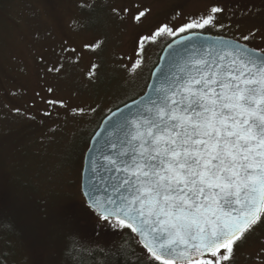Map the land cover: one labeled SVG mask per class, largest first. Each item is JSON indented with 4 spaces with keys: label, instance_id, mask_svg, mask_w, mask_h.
Instances as JSON below:
<instances>
[{
    "label": "rangeland",
    "instance_id": "374dc122",
    "mask_svg": "<svg viewBox=\"0 0 264 264\" xmlns=\"http://www.w3.org/2000/svg\"><path fill=\"white\" fill-rule=\"evenodd\" d=\"M186 32L264 53V0H0V264H73V244L96 236L108 259L132 245L153 261L123 222L88 208L83 158L103 118L144 93L163 48ZM219 264H264V223Z\"/></svg>",
    "mask_w": 264,
    "mask_h": 264
},
{
    "label": "snow or ice",
    "instance_id": "6c2138e0",
    "mask_svg": "<svg viewBox=\"0 0 264 264\" xmlns=\"http://www.w3.org/2000/svg\"><path fill=\"white\" fill-rule=\"evenodd\" d=\"M209 64L135 124L120 168L128 194L110 214L150 237L144 246L158 260L203 248L227 261L264 208V63Z\"/></svg>",
    "mask_w": 264,
    "mask_h": 264
},
{
    "label": "water",
    "instance_id": "95a60500",
    "mask_svg": "<svg viewBox=\"0 0 264 264\" xmlns=\"http://www.w3.org/2000/svg\"><path fill=\"white\" fill-rule=\"evenodd\" d=\"M221 56L224 57L223 61L220 60ZM204 60L210 62L209 66L229 62L248 64L250 61L259 65L264 63V53L231 38L203 33H188L166 45L151 72L145 93L110 112L100 123L85 152L81 192L87 205L97 215L127 223L122 215L113 216L110 211H116L117 205L125 203L122 197L128 194L127 185L123 183L126 173L120 168L126 167L124 162L133 152L131 136L136 131L135 124L150 118L148 110H154L166 92L200 71L195 65ZM125 153L130 155L126 156ZM263 209L260 210V217ZM136 236L149 251L144 245L151 238ZM182 250L181 247L179 251ZM158 255H161L160 260L169 263L186 264L203 259L210 253L203 248L199 252L193 248L183 257L176 253Z\"/></svg>",
    "mask_w": 264,
    "mask_h": 264
},
{
    "label": "trees",
    "instance_id": "16d2710c",
    "mask_svg": "<svg viewBox=\"0 0 264 264\" xmlns=\"http://www.w3.org/2000/svg\"><path fill=\"white\" fill-rule=\"evenodd\" d=\"M262 223H264V220L262 221ZM262 223L257 222L255 226L251 229V231L245 234V237L243 238V240L237 242V244L238 245L242 244L249 236H252L257 230H259V228L262 226ZM99 239H100V236H96L94 243L91 245H87V244L82 245V244L75 242L71 249V254L68 255L71 262L73 264H103L104 261L106 260L108 261L112 259V261L118 264H161V261H158L157 259L153 257H152L153 258L152 262L141 260L140 257L137 256V253H135L132 245L129 247L128 249L129 251L127 254L122 249L121 251H116L115 253H113L112 257H109L108 259L107 255L101 249H98L100 248L101 245L95 244V242L97 243ZM138 255H139V252H138ZM199 261H205V260H199ZM199 261H195V262H199ZM193 263H190V264H193ZM164 264H170V263L164 262Z\"/></svg>",
    "mask_w": 264,
    "mask_h": 264
}]
</instances>
